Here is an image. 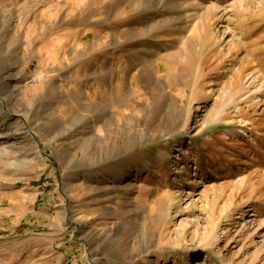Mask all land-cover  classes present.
I'll list each match as a JSON object with an SVG mask.
<instances>
[{
	"label": "rangeland",
	"instance_id": "374dc122",
	"mask_svg": "<svg viewBox=\"0 0 264 264\" xmlns=\"http://www.w3.org/2000/svg\"><path fill=\"white\" fill-rule=\"evenodd\" d=\"M0 43V183L55 188L84 264H264V0H0Z\"/></svg>",
	"mask_w": 264,
	"mask_h": 264
},
{
	"label": "crops",
	"instance_id": "0c3cea01",
	"mask_svg": "<svg viewBox=\"0 0 264 264\" xmlns=\"http://www.w3.org/2000/svg\"><path fill=\"white\" fill-rule=\"evenodd\" d=\"M76 11L77 9L70 10L67 17H71ZM48 12L49 10L45 12V15H48ZM82 12L86 19L92 21L86 24V27L101 28L104 23L100 14L102 11L86 7ZM52 18L53 15H51ZM62 67L65 68L66 66L62 65ZM36 96L39 97L40 95L37 93ZM57 114V111H54L51 114V120L46 122L41 120L40 122L44 125L43 129L48 128L51 131H46L45 137L51 136L49 141L52 142L54 148L59 146L64 137L72 136L70 131H73L76 127L68 125L65 128L63 123H58L55 119ZM45 119H47L46 116ZM95 140H92V142ZM73 145L78 147V153H82V160L78 163L75 162L77 153L68 154L65 159L61 158L60 160L63 162L65 160L69 161L63 167L65 176L68 175L70 178V173L75 174L74 180L68 186L71 194L75 191V186L81 179L82 167L90 168L99 162L94 159L91 149L93 146L90 143L82 145L81 140L76 139L73 141ZM88 155H92L93 159H87ZM48 178L50 177L46 176L44 180ZM6 185V183H0V264H84L81 244L73 240L68 228L64 224L63 226L60 225L59 219L56 218L59 213L56 214L55 204L60 203L56 189H48L49 184L45 183L33 188L20 186L7 188ZM7 204L13 206V208L8 209ZM53 208L55 209L51 211ZM14 213H20V217H14L16 220L12 223L4 221L5 217L13 216ZM80 220L81 218H77V223Z\"/></svg>",
	"mask_w": 264,
	"mask_h": 264
}]
</instances>
